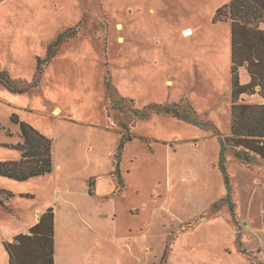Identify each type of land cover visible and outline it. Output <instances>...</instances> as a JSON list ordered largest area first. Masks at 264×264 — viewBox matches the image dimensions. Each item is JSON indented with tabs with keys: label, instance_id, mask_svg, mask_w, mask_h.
<instances>
[{
	"label": "rangeland",
	"instance_id": "rangeland-1",
	"mask_svg": "<svg viewBox=\"0 0 264 264\" xmlns=\"http://www.w3.org/2000/svg\"><path fill=\"white\" fill-rule=\"evenodd\" d=\"M230 1L0 0L1 68L13 79L31 82L39 59L46 60L50 52L54 54L37 87L12 94L0 84V158L14 149L7 145L24 141L19 126L11 120L13 112L36 125L45 135L59 140L55 143V158H68L72 151L66 145L69 140L92 143L101 158H107L99 165L106 171L112 168L109 158H115L114 163L119 165L122 156L141 158L148 183L146 207L134 210L147 222L146 258L141 264L158 263L164 241L168 245V259L175 238L171 224L180 216L191 214L190 217L196 216L199 220L218 213L212 208L199 216L198 210H186L169 196L166 204L177 215L173 214L160 205L152 183L166 174L170 166L177 176L179 159H198L203 163L225 158L236 185L237 214L242 217L253 211L255 215L246 235L254 241L262 239L258 212L263 192L260 187L250 192L246 176L238 169L234 148L222 152L221 139L231 135L232 129V25L231 21L215 22L214 18L217 10ZM186 29L192 33L186 34ZM240 75L243 83L250 82L244 68L240 69ZM107 80L121 95L133 99L134 107L139 110L155 104L167 107L188 101L197 121L153 111L133 125L136 115L127 105L114 109L112 114L116 118L109 122L105 107ZM242 100L252 102L254 96H243ZM66 118L78 123L72 126ZM121 142L128 144L125 151L120 149ZM252 158L251 165L240 161L262 172L264 160L257 155ZM102 176L106 181H113L108 173ZM55 180V177L49 178L47 192H38L36 199L0 193L4 202V205L0 203V264H9L3 238L12 240L16 234L28 231L25 229L33 223L35 210L46 206ZM3 183L0 178V189L4 188ZM122 184L121 181L119 187ZM31 187L36 194L35 186ZM116 195L124 197V192ZM11 197L19 199L11 204ZM233 200L232 197L220 205L223 215L239 229L242 221L234 215ZM96 202L89 206L92 214L88 216L89 221L82 219L86 215L83 210L74 212L79 221L63 211L58 228L59 250L64 240L63 251L76 256L72 241L86 238L90 229H95L86 224H98L97 219L106 222L98 228L102 240L109 244L122 239L111 220L114 205L106 203L103 196H98ZM224 238L231 245L228 250H235L231 233L227 231ZM232 254L237 255L234 251Z\"/></svg>",
	"mask_w": 264,
	"mask_h": 264
},
{
	"label": "crops",
	"instance_id": "crops-1",
	"mask_svg": "<svg viewBox=\"0 0 264 264\" xmlns=\"http://www.w3.org/2000/svg\"><path fill=\"white\" fill-rule=\"evenodd\" d=\"M5 89L11 92L7 88ZM262 102L260 95L255 94L252 103ZM65 120L72 126L78 123L69 120V118ZM17 125L20 128V125ZM107 128L111 129L110 127ZM46 135L52 136L50 134ZM52 138L54 143L53 170L51 173L33 177L26 181H18L0 175V178L4 181V188L1 189L11 191L21 199H36L38 192H47L49 187L47 185L48 179L51 177L56 179L53 189L51 192L48 191L49 199L45 202L46 206L41 207L40 210H35L33 223L28 225L25 231L38 223L41 215L49 207H54L56 264H141L142 259L146 258L145 232L147 222L142 217V214L134 212L136 209L146 207L148 201L146 196L147 171L145 166L142 165L141 158L136 155H130V158L122 156L119 165L122 171L119 172H116L117 163H114L115 158H109L112 159V168L110 171H106L99 165L104 164L107 158H101L100 152L95 151L92 143L69 140L66 145L72 147V151L68 158H55V146L59 140L53 136ZM130 140L129 138L128 141ZM145 141L147 142V140ZM127 142H124V151L127 149ZM22 157V151L12 149V152L8 153L6 157L0 158V161H20ZM236 162L238 163L239 171L246 176V185L250 192L253 193L254 189L259 187L263 192L258 212L262 220V239L254 241L246 235L253 224L255 215L253 211L250 215L244 214L242 217L237 214L238 203L235 202L234 196L236 185L229 172L227 160L225 159L224 164L232 185L230 193L226 175L221 167V158H213L210 161L208 159L203 163H200L198 159L189 160L182 158L178 161L177 168L179 166V169L177 172L179 171V173L177 176L173 174L170 166V170L166 174L160 175L157 181L152 183L154 190L157 191L160 205L169 209L171 213L176 214L166 204L169 196H172V199L177 200L178 204L183 205L186 210L193 209L195 212L198 210L200 212L199 216L209 212L212 208H215L218 213L199 220L196 216L190 217L191 214L187 215V217L180 216L176 222L171 224L174 228L171 231L175 233V238L168 254L167 260L169 264H264V170L262 172L257 168L252 170L244 165L239 158L236 159ZM105 173L112 177V182L104 179L102 175ZM121 181L123 184L119 187ZM32 185L35 186L33 191L36 194L32 193ZM110 185L111 187L108 191H103L104 188ZM91 188L93 193L90 192ZM118 192H124V197H118L116 195ZM22 194H31L32 197L21 196ZM98 196H103L106 203L115 198L110 202V204L114 205L111 220L114 222L113 225L118 227V231L122 234V239L109 244L107 241L102 240L98 235V228L104 226L106 222L103 219H97L98 224H86L90 228L92 226L95 227L94 230L90 229L86 238L80 241H72V244L77 249L76 256L67 255L63 251L66 242L62 240L61 250H59L58 244V226L59 222H61L63 211H68V216L79 221L74 212L83 210L86 215L82 216V219L89 221L88 216H92L89 206L97 204L96 198ZM232 197L236 208L234 215L236 214V217L242 221V226L239 229L227 219V216L223 215V207L221 208L220 205V202L224 204L225 200L231 201ZM19 198L11 197L9 202L12 204L13 201ZM251 208L250 203L249 209L251 210ZM227 231L232 235V247L235 250H228L229 244L226 243L224 238ZM199 233L204 234L199 236ZM167 236L166 234L164 235V240L167 239ZM5 241L7 240L3 238L4 247ZM167 248L168 245L164 241L163 247L159 249L158 257L161 258L158 263L161 262ZM233 251L237 253V255L235 254L236 256L232 254ZM7 254L9 259L8 251Z\"/></svg>",
	"mask_w": 264,
	"mask_h": 264
},
{
	"label": "trees",
	"instance_id": "trees-1",
	"mask_svg": "<svg viewBox=\"0 0 264 264\" xmlns=\"http://www.w3.org/2000/svg\"><path fill=\"white\" fill-rule=\"evenodd\" d=\"M214 21H231L232 25V129L231 135L221 139L222 152L229 147L234 148L235 155L251 165L254 155L264 160V0H231L217 10ZM53 56V52H50L46 60L39 59L37 73L31 82L11 78L0 66V84L13 93L28 92L39 85L44 69ZM241 68L248 72L249 83L241 81ZM255 94L260 95L262 103L242 100L243 96ZM127 105L131 106V111L136 115V118L132 120L133 125L140 118L150 116L153 111L197 121L196 112L188 101L167 107L155 104L139 110L134 107L133 99L121 95L117 87L107 80L105 107L109 122L116 118L112 114L114 109H122ZM11 120L20 125L24 142L7 146L22 151L23 157L20 161H0V175L26 181L51 173L53 140L31 123L22 120L16 112L12 113ZM123 148L122 142L120 149ZM224 161L225 158H221V167L226 175L230 193L232 185L226 173ZM116 167V172H119V163ZM3 191L10 196L15 195L11 191L0 189V193ZM90 192L93 193L92 188ZM21 196L31 197L32 195L22 194ZM0 203L4 205L1 198ZM58 228H60V222ZM4 244L9 253V264H56L54 207H49L41 215L39 222L31 226L27 232L16 234L12 240H7ZM159 264H168L166 253Z\"/></svg>",
	"mask_w": 264,
	"mask_h": 264
},
{
	"label": "bare ground",
	"instance_id": "bare-ground-1",
	"mask_svg": "<svg viewBox=\"0 0 264 264\" xmlns=\"http://www.w3.org/2000/svg\"><path fill=\"white\" fill-rule=\"evenodd\" d=\"M191 32V30H186V34H190Z\"/></svg>",
	"mask_w": 264,
	"mask_h": 264
}]
</instances>
